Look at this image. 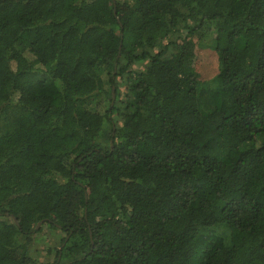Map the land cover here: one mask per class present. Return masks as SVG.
Segmentation results:
<instances>
[{"label":"trees","instance_id":"16d2710c","mask_svg":"<svg viewBox=\"0 0 264 264\" xmlns=\"http://www.w3.org/2000/svg\"><path fill=\"white\" fill-rule=\"evenodd\" d=\"M0 264H264V0H0Z\"/></svg>","mask_w":264,"mask_h":264},{"label":"rangeland","instance_id":"374dc122","mask_svg":"<svg viewBox=\"0 0 264 264\" xmlns=\"http://www.w3.org/2000/svg\"><path fill=\"white\" fill-rule=\"evenodd\" d=\"M211 42H205V44H203V48H200V52L202 54V60L201 63L202 65L198 67V71L200 72V77L201 80L203 81H208L213 79L217 73H218V67H217V61L215 60V57L212 53V50L210 49ZM217 232L219 234L225 233L226 229L220 228V229H216ZM45 233L43 235H45L44 237H52V232L49 231L48 229H46V231H44ZM60 235V234H58ZM61 237L64 236L63 234L60 235ZM36 250H41L42 249V244H35V248ZM42 261L45 260L44 257L41 258Z\"/></svg>","mask_w":264,"mask_h":264},{"label":"water","instance_id":"95a60500","mask_svg":"<svg viewBox=\"0 0 264 264\" xmlns=\"http://www.w3.org/2000/svg\"><path fill=\"white\" fill-rule=\"evenodd\" d=\"M113 98H115L114 89H113ZM14 221H15V222H17V220H16V219H15ZM41 225H42V222L38 224V227H37V229H39V227H40Z\"/></svg>","mask_w":264,"mask_h":264}]
</instances>
